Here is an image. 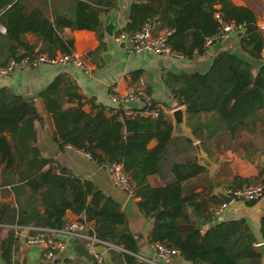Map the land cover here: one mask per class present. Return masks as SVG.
<instances>
[{
	"label": "trees",
	"instance_id": "1",
	"mask_svg": "<svg viewBox=\"0 0 264 264\" xmlns=\"http://www.w3.org/2000/svg\"><path fill=\"white\" fill-rule=\"evenodd\" d=\"M38 1L27 6L24 0H15L0 11L5 30L0 33L1 67L10 58L71 53L72 39L62 36L63 27L93 31L100 41L99 14L115 4L114 0ZM215 14L222 22L242 23L241 52L250 59H262L263 31L255 23V12L248 4L234 5L230 0H131L127 22L116 35L131 34L156 16L157 27L172 30L171 50L191 58L202 54L205 39L217 32L220 24ZM26 32L33 34L32 42L24 38ZM162 80L175 102L184 106L191 137H174L162 111L154 118L129 117L91 100V110L85 112L77 86L63 74L54 76L35 96L51 117V137L59 152L67 145L87 153L97 165L121 164L133 183L136 206L149 221V242L177 248L180 264H263L244 218L215 221L202 228L212 218L210 207L222 199L213 193L214 182L207 178L206 169L195 157L180 152L185 151L184 144L198 139L207 155L212 147L219 153L239 149L252 163L264 157V61L252 73L242 57L220 51L204 72H167ZM39 120L32 97L0 87V187L12 194L11 202H0V232L6 229L0 239L2 264L11 262L16 244L13 227L58 229L66 212L91 222L87 233L114 246L106 249L111 263L141 264L134 257L136 238L119 204L89 179L73 175L39 153L34 128ZM150 140L154 145L148 148ZM261 173L234 176L227 185L253 184ZM199 175L196 182L189 181ZM148 176L161 184L150 185ZM258 231L264 242V214Z\"/></svg>",
	"mask_w": 264,
	"mask_h": 264
},
{
	"label": "crops",
	"instance_id": "2",
	"mask_svg": "<svg viewBox=\"0 0 264 264\" xmlns=\"http://www.w3.org/2000/svg\"><path fill=\"white\" fill-rule=\"evenodd\" d=\"M114 1V7L99 14L102 29L100 41L93 31L70 29L68 27H63L62 29V36L72 39L71 53L79 56L86 70L76 67L73 63H41L36 67L15 68L5 74L0 73V87H6L11 92L19 94L22 97L33 98V104L40 119L34 124L36 130L35 146L39 153L45 158L55 159L59 165L67 168L73 175L92 181L102 193L116 201L120 208L127 196H124L121 191L112 185L107 171L101 165H97L84 152L70 146L66 145L60 152L57 150L56 143L51 137L53 133L51 117L46 113L42 100L35 96L36 93L50 82L54 76L63 74L75 83L77 92L82 97V109L85 112H89L91 110V100L94 104L110 107L112 106L109 99L111 89L115 92H123L128 86L140 78L145 89L149 92L152 101L161 109L167 119H169L171 125V112L177 108L182 110L181 129L176 130L172 127L171 134L174 137H191L186 125L184 106L178 105L171 96L168 87L162 80L164 74L167 72L173 74L194 71L204 72L208 68L212 57L220 51H228L242 57L249 63L251 71L254 73L257 66L264 61V49L262 59L254 60L248 58L241 52L238 46V36L234 33L225 41L211 43L206 46L202 54L194 55L191 58L159 55L149 51L132 52L126 40L116 39L117 31L123 28L127 22V10L131 0ZM230 1L234 5L248 4L252 8L256 15L255 23L263 31L262 37L264 40V0ZM24 3L27 6H32L39 4V1L24 0ZM107 24L111 25L110 34H106L103 29ZM24 38L28 42H32L34 36L26 32L24 33ZM66 106L68 105L65 104L64 107ZM195 144L199 146L201 155L208 160L209 165H203L198 161ZM153 145V140L147 143L148 148ZM184 147L185 151H181L180 154L195 157L197 163L206 169L205 174L207 178L214 182V194L219 191L222 185L229 184L234 176L248 178L256 176L258 170H261L262 173L256 179V182H259L264 177V170L260 166V162L264 157H257L252 163L241 155L233 154L230 150L219 153L214 152L212 147L209 148V151H211L210 155H207L201 149L198 139H192L191 144H184ZM200 178L201 175L189 181L196 182ZM147 181L150 185L161 184V181L158 182L155 176H148ZM2 188L0 187V202H11L12 194L3 191ZM199 189L200 187L197 190ZM132 200L136 204L137 199ZM263 214L264 195L256 200L250 201V203L239 201L230 202L216 217H212L209 222L205 223L202 228H206L215 221L244 218L255 237L256 246V244L262 242L258 226L259 219ZM73 218L75 216L70 212L64 214L65 221ZM88 225L90 226L91 222H88ZM127 227L136 238V254L148 255L150 252V242L147 237L150 228L149 221L140 213L138 219L132 221L127 220ZM13 228L16 244L15 248L11 249L10 264H19L22 253L26 255V264H33L40 256L41 249L35 245H25L23 242L24 237L36 233V228L43 227H30L28 230L23 227ZM5 231L6 229L1 230L0 239L5 237ZM55 237L63 241L64 248L48 264H91L92 258L84 251V241L80 237L66 236L62 233H56ZM102 254L104 258L106 257L108 259L106 250ZM108 261L110 264H113L109 259ZM182 262L176 258L167 260V264H180ZM0 264H2L1 261Z\"/></svg>",
	"mask_w": 264,
	"mask_h": 264
},
{
	"label": "built area",
	"instance_id": "3",
	"mask_svg": "<svg viewBox=\"0 0 264 264\" xmlns=\"http://www.w3.org/2000/svg\"><path fill=\"white\" fill-rule=\"evenodd\" d=\"M219 21V27L215 34L205 39L204 45L208 46L214 42H222L227 40L230 35L242 31L243 24L233 21L222 22L218 14L214 15ZM4 27L0 23V33H4ZM172 30L166 27H157V17L152 16L147 18L140 27L134 30L131 34L121 33L116 35V39H124L128 42V47L132 52L149 51L153 54L169 55L182 57L180 54L171 50L168 44V37ZM41 63H73L76 67L85 69V66L79 56L75 53H56L53 56H47L43 53L33 55L31 58L22 57L19 59L10 58L6 64L0 67V73L5 74L15 68L36 67ZM109 99L112 103V110L122 111L124 116H142L154 118L161 109L152 104V99L149 92L145 89L142 80L139 78L135 83L128 86L123 92H115L110 90ZM136 102V107L132 108L127 105L129 102ZM124 132V129H122ZM88 158L90 156L85 153ZM114 186L125 192L126 196L134 197V186L127 173L122 169L121 164L112 162L102 164ZM219 191L230 198L229 202L222 200L219 204L211 209L212 217H216L228 203L232 201L250 202L264 195V182H255L250 185L232 187L222 185ZM88 222L78 220L76 218L66 220L61 228H36L34 234H29L24 237L25 245H35L41 249L40 256L33 264H48L56 255L64 248V243L61 239L55 237L56 233H62L66 236L80 237L84 243V251L91 256V264H104L103 251L107 248L114 247L113 245L96 239L93 235L87 233ZM28 230L30 227H23ZM103 246L102 252L96 251V246ZM150 252L147 254H134V257L141 264H167V260L176 258L182 262L177 248L164 244L161 241H153L149 243Z\"/></svg>",
	"mask_w": 264,
	"mask_h": 264
},
{
	"label": "water",
	"instance_id": "4",
	"mask_svg": "<svg viewBox=\"0 0 264 264\" xmlns=\"http://www.w3.org/2000/svg\"><path fill=\"white\" fill-rule=\"evenodd\" d=\"M15 0H0V11L4 10L5 8H7L12 2H14ZM104 31L106 32V34H110V30H111V25L107 24L104 26ZM236 35L239 36L241 35V31L236 32ZM127 105L129 107H136V102H129L127 103ZM182 110L177 108L174 109L171 112V116H172V127L173 129L176 130H180L181 129V124H182ZM196 148V152H197V159L199 162H201L203 165H209L208 160L201 155V151L199 149V146L197 144L194 145ZM260 166L262 167V169L264 170V159L261 160L260 162ZM216 195L221 198L222 200L229 202L230 198L226 195H224L223 193H221L220 191H218L216 193ZM120 210L124 213L125 217L127 220L132 221V220H136L140 217V212L135 204V202L132 200V198L130 196H127V198L125 199L124 203L121 205ZM256 249L259 252V254L261 255V261L264 264V242L258 243L256 244ZM96 251L97 252H102L103 251V246L101 245H97L96 246ZM19 264H26V255L24 253L21 254V258L19 261ZM104 264H110V262L108 261V259L105 257L104 258ZM195 264H201V263H195Z\"/></svg>",
	"mask_w": 264,
	"mask_h": 264
},
{
	"label": "rangeland",
	"instance_id": "5",
	"mask_svg": "<svg viewBox=\"0 0 264 264\" xmlns=\"http://www.w3.org/2000/svg\"><path fill=\"white\" fill-rule=\"evenodd\" d=\"M233 154L235 155H242V151L241 150H236V151H232ZM111 180V179H110ZM112 183V181H111ZM112 185L114 186V184L112 183ZM116 187V186H115ZM119 191H121L123 193L124 196H126L125 192H123L122 190H120L118 187H116ZM232 202H237V201H232Z\"/></svg>",
	"mask_w": 264,
	"mask_h": 264
}]
</instances>
